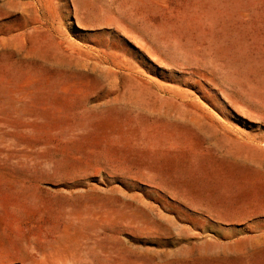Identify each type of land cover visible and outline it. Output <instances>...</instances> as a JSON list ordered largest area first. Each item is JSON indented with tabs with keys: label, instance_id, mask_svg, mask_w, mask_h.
<instances>
[{
	"label": "rangeland",
	"instance_id": "1",
	"mask_svg": "<svg viewBox=\"0 0 264 264\" xmlns=\"http://www.w3.org/2000/svg\"><path fill=\"white\" fill-rule=\"evenodd\" d=\"M0 264H264V0H0Z\"/></svg>",
	"mask_w": 264,
	"mask_h": 264
},
{
	"label": "bare ground",
	"instance_id": "2",
	"mask_svg": "<svg viewBox=\"0 0 264 264\" xmlns=\"http://www.w3.org/2000/svg\"><path fill=\"white\" fill-rule=\"evenodd\" d=\"M86 232V231H85Z\"/></svg>",
	"mask_w": 264,
	"mask_h": 264
}]
</instances>
